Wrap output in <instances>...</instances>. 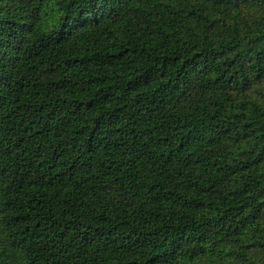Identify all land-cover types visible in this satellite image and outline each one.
<instances>
[{"label":"trees","instance_id":"16d2710c","mask_svg":"<svg viewBox=\"0 0 264 264\" xmlns=\"http://www.w3.org/2000/svg\"><path fill=\"white\" fill-rule=\"evenodd\" d=\"M0 264H264V0H0Z\"/></svg>","mask_w":264,"mask_h":264}]
</instances>
